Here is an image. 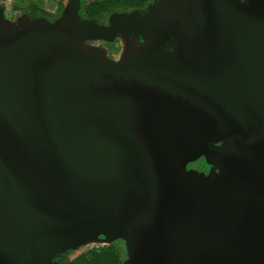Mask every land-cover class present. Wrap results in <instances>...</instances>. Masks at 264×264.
<instances>
[{
	"label": "water",
	"instance_id": "95a60500",
	"mask_svg": "<svg viewBox=\"0 0 264 264\" xmlns=\"http://www.w3.org/2000/svg\"><path fill=\"white\" fill-rule=\"evenodd\" d=\"M175 2L112 29L78 0L51 24L0 16V248L102 234L125 264H264V0ZM124 28L152 43L114 63L81 43ZM218 141L215 174L186 176Z\"/></svg>",
	"mask_w": 264,
	"mask_h": 264
},
{
	"label": "rangeland",
	"instance_id": "374dc122",
	"mask_svg": "<svg viewBox=\"0 0 264 264\" xmlns=\"http://www.w3.org/2000/svg\"><path fill=\"white\" fill-rule=\"evenodd\" d=\"M85 1H81L80 5H78L79 19L86 20L85 17L91 16L89 15V13H93L96 16L104 15L105 21L101 26L103 28H109L110 26L115 25L116 20L121 16L128 15L129 13L134 11H127L126 14L125 12H120L114 8L112 0H101V6H85ZM172 1L176 3L175 1L177 0ZM172 1L167 2V5L169 6ZM67 5V0H0V16L3 18L5 23L4 31L11 30V28L14 27V25L21 17H25L29 21L43 19L46 24L54 23L61 18V12ZM167 5L164 2L153 5L150 12L152 10L155 11L156 9L164 10L166 9L165 6ZM218 6L219 0L217 2V7ZM180 11L178 10L179 16L177 18H175V16L172 21V29L176 33L184 32V25L187 21L183 9H181ZM224 17L227 18V15ZM215 26L218 29L217 23H215ZM163 28L165 30V26H163ZM114 40L115 43L117 42V48L111 55L109 52H107V58L112 57V59L121 60L131 52L134 54L140 44L144 46L143 42H140L139 45L136 44V46H130L125 49V46L128 44V38L125 35L115 38ZM88 44H97L99 46L103 45V43H101L99 39L88 40ZM235 51V49H230L229 53L232 55V53H234ZM158 52L160 53L161 50H159ZM159 53L156 54V56L152 57L154 62L153 66L158 65L163 59L161 57V54ZM229 53L225 55L223 60L233 59V57H231ZM98 62L101 64L100 60H98ZM230 62L231 61H228L223 65L216 64V66L218 65L221 68L228 67ZM217 75L218 74H215V76ZM221 146L222 141H218L217 143L213 144L212 147L207 151L196 156L193 160L186 164L183 169L184 174L190 178H195L201 181L207 180L212 177L215 172L214 165H212L211 160L213 159L214 153L218 149H220ZM106 248L115 250L118 256L119 264H125L126 254L122 249L121 241L119 242L118 240L111 239L102 234L84 237L79 241H72L54 249H43L37 245L32 246L26 250L16 252L8 247H1L0 264H62L66 260L71 259L80 253L89 254L92 250L99 251Z\"/></svg>",
	"mask_w": 264,
	"mask_h": 264
},
{
	"label": "flooded vegetation",
	"instance_id": "af4514ba",
	"mask_svg": "<svg viewBox=\"0 0 264 264\" xmlns=\"http://www.w3.org/2000/svg\"><path fill=\"white\" fill-rule=\"evenodd\" d=\"M67 1L69 4L70 0H67ZM81 1H83V0H78V5H80ZM100 1L101 0H86L84 5L85 6H88V5L89 6H96V5L101 6L102 1L101 2ZM170 1H172V0H112L114 8L117 9L118 11L125 12V14H126L127 11L134 10L133 12H131L129 14H135V15H140V16H145L146 14H148L153 5H157L158 3L160 4L163 2L167 5V2H170ZM226 1H228V0H226ZM230 1H232V3L237 5V6H239V5L245 6L249 2V0H230ZM77 12L79 14V10ZM104 13H106V12H104ZM61 14H62V12H61ZM124 16H126V15H124ZM124 16H121L119 19H117L116 23L119 22V20L122 19V17H124ZM85 18H86V20L93 21L99 27H101L103 22L105 21L104 15L88 16ZM114 27L115 26L112 25L109 28H107V27L106 28L112 29ZM124 35L128 38V42H127L128 44L125 46V49L130 47V46H136V44L139 45L140 42H143L144 46H142L140 44L138 46L137 51L134 54L131 52L129 55H127L126 57H124L121 60L112 59V57L107 58L106 53L109 52L111 55L117 48V42L115 43L114 39L118 38L120 36H124ZM91 39H93V40L99 39L100 42L103 43V45L99 46L97 44H94V45L88 44V40H91ZM152 39L153 38L151 35L143 34V33L131 30L129 28H124L121 31H119L118 33L113 34L112 36H109V37H89V38L83 39L81 41V43L84 46L98 52V54L100 55L101 59H103V61L109 62V63H114V62H120L122 60L127 59L128 57L135 56V55L139 54L141 51H143V49L147 45L152 43ZM173 46H174V40H172V38L169 37L163 41L159 50H161L163 52H168V51L172 50ZM214 171H216L215 167H214Z\"/></svg>",
	"mask_w": 264,
	"mask_h": 264
},
{
	"label": "trees",
	"instance_id": "16d2710c",
	"mask_svg": "<svg viewBox=\"0 0 264 264\" xmlns=\"http://www.w3.org/2000/svg\"><path fill=\"white\" fill-rule=\"evenodd\" d=\"M89 15L96 16L93 13H89ZM121 244L124 251L122 241ZM62 264H119V260L115 250L106 248L99 251L92 250L89 254L80 253L77 256L66 260Z\"/></svg>",
	"mask_w": 264,
	"mask_h": 264
}]
</instances>
